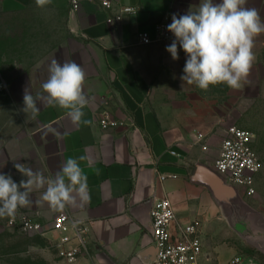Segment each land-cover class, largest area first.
I'll list each match as a JSON object with an SVG mask.
<instances>
[{
	"label": "crops",
	"instance_id": "obj_1",
	"mask_svg": "<svg viewBox=\"0 0 264 264\" xmlns=\"http://www.w3.org/2000/svg\"><path fill=\"white\" fill-rule=\"evenodd\" d=\"M111 1V9L85 2L74 10L70 0H52L44 8L35 0H0V74L9 87L0 97V173L19 183L24 177L14 164L22 163L54 177L67 158L86 157L79 163L88 176L90 204L53 211L41 200L40 189L31 193L32 204L17 212L47 227L57 214L68 212L87 225L85 253L75 263L63 260L67 264H151V209L162 197L170 198L176 223L199 224L203 241L230 225L224 202L206 182L216 173L213 154L184 147L164 130L160 113L206 109L215 103L208 93L217 92L218 85L203 91L180 79L185 52L178 45L179 59L173 60L166 51L175 37L150 45L138 39L140 33L154 37L156 26L171 23L173 14L197 11L202 0ZM245 6L256 8L264 20V0H247ZM124 7L136 11L116 20ZM253 51L250 74L264 51V33ZM52 59L74 61L85 71L90 103L83 111L91 125H75L65 110L40 101L35 118L22 111L26 88L34 97L46 95L42 84ZM103 110L122 125L103 129Z\"/></svg>",
	"mask_w": 264,
	"mask_h": 264
},
{
	"label": "clouds",
	"instance_id": "obj_2",
	"mask_svg": "<svg viewBox=\"0 0 264 264\" xmlns=\"http://www.w3.org/2000/svg\"><path fill=\"white\" fill-rule=\"evenodd\" d=\"M35 3L44 8L52 0H35ZM246 3L247 0H202L197 11L179 17L172 15L167 30L175 39L166 51L173 60L179 59L178 45L185 52L182 81L203 91L220 84L237 90L247 81L256 59L255 39L264 33V20L256 8L246 7ZM48 72V79L42 84L46 95L38 93L34 97L26 88L22 111L31 112L35 118L40 112L37 105L40 101L45 106L65 110L75 125H91L83 111L90 103L84 93L83 68L74 61L60 63L52 59ZM85 159V156L67 158L54 177H45L22 163H15L14 167L24 177L19 183L10 174L0 173V218L13 217L19 209L29 207L33 190L44 189L41 200L53 211L90 204L88 176L79 163ZM88 163L91 167L92 161Z\"/></svg>",
	"mask_w": 264,
	"mask_h": 264
},
{
	"label": "rangeland",
	"instance_id": "obj_3",
	"mask_svg": "<svg viewBox=\"0 0 264 264\" xmlns=\"http://www.w3.org/2000/svg\"><path fill=\"white\" fill-rule=\"evenodd\" d=\"M214 89L218 91L208 96L215 103H209L206 109L161 110L164 130L187 149L198 148L213 154L216 160L228 128H244L253 133V147L263 169L255 176L253 195L242 191L229 194L230 189L226 190L224 207L230 225L206 236L201 264H233L237 258L264 264V51L256 62L255 73L240 89L224 84ZM7 220L0 218V264H67L58 257L52 240L8 227Z\"/></svg>",
	"mask_w": 264,
	"mask_h": 264
},
{
	"label": "built area",
	"instance_id": "obj_4",
	"mask_svg": "<svg viewBox=\"0 0 264 264\" xmlns=\"http://www.w3.org/2000/svg\"><path fill=\"white\" fill-rule=\"evenodd\" d=\"M96 3L105 9L113 7L111 0H70L72 9L77 10L82 3ZM136 9L124 7L117 14L116 20H122L123 13H133ZM112 21V19H109ZM169 20L156 26V34L152 37L149 33L138 35L139 43L150 45L174 37L167 30ZM9 94V87L0 74V97ZM99 122L103 129L119 127L120 121L115 119L109 110L99 113ZM203 136H200V140ZM254 136L250 131L231 126L222 141L220 154L215 160L216 172L224 180L248 196L255 193V176L263 169V163L253 147ZM207 149V146H204ZM173 155L180 156L176 151ZM167 177L160 176L161 181ZM152 237L155 256L151 264H201L204 256V241L198 223H176L177 215L173 204L168 197L156 200L151 209ZM7 226L26 232L36 233L47 237L54 242L57 255L60 259L75 263L87 249V225L68 212L57 214L50 226L34 220L25 213H17L7 220ZM233 264H261L254 260L235 259Z\"/></svg>",
	"mask_w": 264,
	"mask_h": 264
},
{
	"label": "water",
	"instance_id": "obj_5",
	"mask_svg": "<svg viewBox=\"0 0 264 264\" xmlns=\"http://www.w3.org/2000/svg\"><path fill=\"white\" fill-rule=\"evenodd\" d=\"M206 182L211 187L218 199H221L223 202L225 200V193L227 192V189H230L228 190L230 192L229 194L238 193L237 189L228 184L226 181V183L224 181H221L220 178H218V176L214 173H209L207 175Z\"/></svg>",
	"mask_w": 264,
	"mask_h": 264
}]
</instances>
